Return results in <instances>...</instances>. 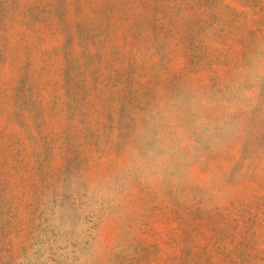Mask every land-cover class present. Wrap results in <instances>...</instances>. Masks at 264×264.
Listing matches in <instances>:
<instances>
[{"label":"rangeland","instance_id":"obj_1","mask_svg":"<svg viewBox=\"0 0 264 264\" xmlns=\"http://www.w3.org/2000/svg\"><path fill=\"white\" fill-rule=\"evenodd\" d=\"M0 264H264V0H0Z\"/></svg>","mask_w":264,"mask_h":264}]
</instances>
